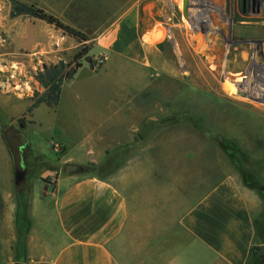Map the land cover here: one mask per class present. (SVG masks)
Segmentation results:
<instances>
[{
	"label": "crops",
	"instance_id": "crops-1",
	"mask_svg": "<svg viewBox=\"0 0 264 264\" xmlns=\"http://www.w3.org/2000/svg\"><path fill=\"white\" fill-rule=\"evenodd\" d=\"M18 1L35 4L88 40L78 42L39 19L11 18L10 3L0 0L10 18L4 22L0 13V29L16 51L58 52L71 39L72 47L88 45L89 54L105 59L99 71L83 65L62 86L58 105L49 108L54 127L98 139L122 133L124 143L142 146L128 170L101 177L39 169L38 163L52 161L36 158L46 155L29 143L20 194L0 119V264H264V190L227 174L196 199L180 190L176 176L148 170L160 161L146 156V143L132 144L142 116L131 88L147 87L150 56L164 41L157 24L170 20L176 0ZM122 99L124 107H116ZM115 147L84 146L94 164Z\"/></svg>",
	"mask_w": 264,
	"mask_h": 264
},
{
	"label": "rangeland",
	"instance_id": "rangeland-1",
	"mask_svg": "<svg viewBox=\"0 0 264 264\" xmlns=\"http://www.w3.org/2000/svg\"><path fill=\"white\" fill-rule=\"evenodd\" d=\"M176 2L170 20L157 24V37L164 41L150 56L147 87L140 92L131 88L130 96L137 95L142 116L140 133L132 144L146 143V156L160 161L158 168L148 170L176 176L180 190L193 192L196 199L227 174L244 185L247 175L264 190V94L251 93L264 89V0H190L189 20L182 16V0ZM0 13L4 22L10 21L3 4ZM3 28L0 119L3 129L10 124L21 127L18 121H24L28 142L46 155L36 158L52 161L50 165L38 163L37 168L68 174L69 165L82 163L84 174L101 177L128 170L127 163L138 158L142 144L124 143L127 135L99 139L65 135L54 127L55 116L49 109L58 104H41L31 114L27 112L45 93L34 79L39 70L63 63L69 65L67 72L76 70L78 64L99 71L104 56L89 54L88 45L72 47L71 39L64 44L66 49L58 52H18ZM122 100H116V107H124L126 100ZM107 144L116 147L108 153L109 158L102 156V162L94 164L97 159L92 160L90 149L84 146ZM101 154L103 151L98 152ZM18 258H27V254Z\"/></svg>",
	"mask_w": 264,
	"mask_h": 264
},
{
	"label": "trees",
	"instance_id": "trees-1",
	"mask_svg": "<svg viewBox=\"0 0 264 264\" xmlns=\"http://www.w3.org/2000/svg\"><path fill=\"white\" fill-rule=\"evenodd\" d=\"M9 2L11 5V9H10L11 18L23 16V17L39 19L50 25H53L57 30H60L64 35L71 37L78 42H86L88 40V37L86 35L63 24L57 18L39 9L35 4L29 5L22 3L18 0H9ZM86 61L90 62L89 59H87ZM68 66H69L68 64L66 65L63 63H59L58 65L49 68L45 67L43 70H39L37 73L34 74V79L45 88V93L41 95L38 99H36L34 103L27 109L28 114L29 113L31 114L32 111L41 104H44L49 107H53L59 103L62 85L64 83H68L72 81L76 71L81 67V65L78 64L76 70L73 69L70 70V72H67ZM18 123L22 128H25V123L23 120H19ZM245 177H247L245 183L248 187L257 188L258 190L261 191L260 186H256L257 184L256 182L254 183L250 179V177L248 178L247 175ZM16 188L18 192L21 194L24 191L25 185L24 183H21ZM252 252H255V249H252Z\"/></svg>",
	"mask_w": 264,
	"mask_h": 264
},
{
	"label": "water",
	"instance_id": "water-1",
	"mask_svg": "<svg viewBox=\"0 0 264 264\" xmlns=\"http://www.w3.org/2000/svg\"><path fill=\"white\" fill-rule=\"evenodd\" d=\"M190 0H182L181 12L184 19L189 20ZM1 137L6 144L8 152L11 156L13 168L14 185L19 186L26 180V165H25V150L28 147V139L22 132V128L16 129L13 125L6 126L1 134ZM84 167L78 165H69L67 168L68 174L83 173ZM13 264H28L15 262Z\"/></svg>",
	"mask_w": 264,
	"mask_h": 264
},
{
	"label": "bare ground",
	"instance_id": "bare-ground-1",
	"mask_svg": "<svg viewBox=\"0 0 264 264\" xmlns=\"http://www.w3.org/2000/svg\"><path fill=\"white\" fill-rule=\"evenodd\" d=\"M222 54V53H221ZM219 61V60H218ZM235 65V64H234ZM220 66V65H219ZM251 81H249L248 80V83H250ZM235 86V85H234ZM237 88H244V86H237ZM237 92H239V93H249V92H247L246 90H241V89H238L237 90ZM251 93H256V94H264V89L263 90H261V91H259V92H251Z\"/></svg>",
	"mask_w": 264,
	"mask_h": 264
},
{
	"label": "flooded vegetation",
	"instance_id": "flooded-vegetation-1",
	"mask_svg": "<svg viewBox=\"0 0 264 264\" xmlns=\"http://www.w3.org/2000/svg\"><path fill=\"white\" fill-rule=\"evenodd\" d=\"M22 128V127H21ZM22 132H24L23 128H22Z\"/></svg>",
	"mask_w": 264,
	"mask_h": 264
}]
</instances>
